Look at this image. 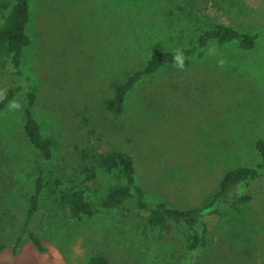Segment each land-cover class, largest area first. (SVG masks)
Listing matches in <instances>:
<instances>
[{
    "label": "rangeland",
    "instance_id": "374dc122",
    "mask_svg": "<svg viewBox=\"0 0 264 264\" xmlns=\"http://www.w3.org/2000/svg\"><path fill=\"white\" fill-rule=\"evenodd\" d=\"M9 1L0 0V22ZM235 1L245 14L230 0L208 12L241 29L264 28V0ZM31 8L23 70L36 87L43 131L57 140L47 173L68 185L80 174L78 147L123 149L134 157L148 201L184 208L206 203L228 170L261 160L264 39L252 50L211 44L190 66L160 70L131 91L123 115L115 116L105 107L112 82L157 49L194 44L196 26L170 13L171 0H31ZM9 83L4 76L0 94ZM24 104L22 92L0 115V241L11 242L0 264H85L99 250L111 264H264V176L246 188L252 199L240 210L226 205L223 216L206 217L208 245L197 253L186 250L180 225L169 233L152 229L131 203L74 220L52 201L33 224L45 251L24 237L15 252L33 188L26 174L37 154L24 134ZM115 182L99 169V192L87 194L99 200Z\"/></svg>",
    "mask_w": 264,
    "mask_h": 264
},
{
    "label": "trees",
    "instance_id": "16d2710c",
    "mask_svg": "<svg viewBox=\"0 0 264 264\" xmlns=\"http://www.w3.org/2000/svg\"><path fill=\"white\" fill-rule=\"evenodd\" d=\"M171 0L174 11L187 22L196 26L195 40L192 45L176 44L155 50L151 57L138 68L131 71L123 80H114L111 84L113 94L105 100V107L115 116L123 115L126 100L131 91L145 78L168 67H179L174 59L179 55L183 68L192 64L193 57L211 44H234L244 50L254 49L264 39V28L246 30L220 21L208 12L210 7L218 11L225 9L222 0ZM231 3L238 7L235 0ZM6 13L0 22V83L4 76L11 77V83L4 86L0 94V115L3 110L20 94L24 93L23 108L24 134L36 150V159L32 169L26 174L33 179L32 192L28 199L25 218L17 239L15 252L22 247L27 237L38 251H45L40 237L36 233L34 221L47 201L65 210L74 220L92 218L104 211L125 210L131 203L138 214L145 212L146 224L162 233H169L175 224L182 227L184 245L187 251L197 253L208 245V215L223 216V209L231 205L235 210L250 202L252 196L246 192L254 181L264 176V139L256 143L261 160L255 166H238L228 170L221 177L217 191L202 205L178 207L167 202L152 204L147 200L145 190L135 176L134 157L123 149L102 151L97 146L77 149L79 155V175L69 178L49 174L47 164L54 158L57 140L46 134L38 120L34 105L37 92L31 75L23 70L24 50L31 44L29 25L32 19L31 0H10L2 3ZM239 8V7H238ZM240 9V8H239ZM241 13L245 11L240 9ZM112 173L116 182L109 185L99 200L92 199L87 192H99L98 170ZM83 175V177H81ZM11 242L0 241V253ZM85 264H111L109 256L102 250L96 251Z\"/></svg>",
    "mask_w": 264,
    "mask_h": 264
},
{
    "label": "clouds",
    "instance_id": "9594fccd",
    "mask_svg": "<svg viewBox=\"0 0 264 264\" xmlns=\"http://www.w3.org/2000/svg\"><path fill=\"white\" fill-rule=\"evenodd\" d=\"M174 59L178 62L179 67H183V62L179 55L175 56Z\"/></svg>",
    "mask_w": 264,
    "mask_h": 264
}]
</instances>
